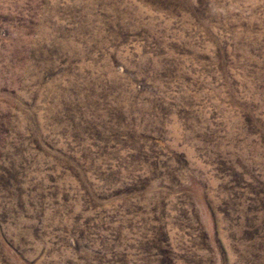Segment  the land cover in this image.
<instances>
[{"label": "rangeland", "instance_id": "374dc122", "mask_svg": "<svg viewBox=\"0 0 264 264\" xmlns=\"http://www.w3.org/2000/svg\"><path fill=\"white\" fill-rule=\"evenodd\" d=\"M0 264H264V0H0Z\"/></svg>", "mask_w": 264, "mask_h": 264}]
</instances>
